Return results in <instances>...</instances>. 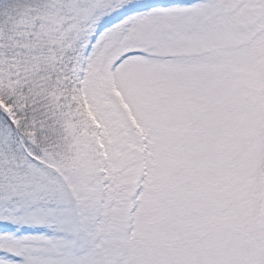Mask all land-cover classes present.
Instances as JSON below:
<instances>
[{
  "label": "snow or ice",
  "instance_id": "1",
  "mask_svg": "<svg viewBox=\"0 0 264 264\" xmlns=\"http://www.w3.org/2000/svg\"><path fill=\"white\" fill-rule=\"evenodd\" d=\"M0 264H264V0H0Z\"/></svg>",
  "mask_w": 264,
  "mask_h": 264
}]
</instances>
